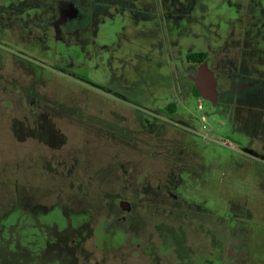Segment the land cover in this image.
I'll return each instance as SVG.
<instances>
[{
	"label": "rangeland",
	"instance_id": "obj_1",
	"mask_svg": "<svg viewBox=\"0 0 264 264\" xmlns=\"http://www.w3.org/2000/svg\"><path fill=\"white\" fill-rule=\"evenodd\" d=\"M123 1L101 16L100 51L63 47L46 29V60L36 63L0 42V264H197L215 259L209 226L228 231L219 256L239 249V229L248 264H264V128L249 137L211 109L190 118L209 104L182 102L173 81L188 52L227 39L264 73V0ZM168 102L186 112L179 129L154 124L152 109ZM157 177L185 201L186 232L161 228L155 221L169 217L147 207L162 199ZM121 200L146 236L140 248L116 223Z\"/></svg>",
	"mask_w": 264,
	"mask_h": 264
},
{
	"label": "flooded vegetation",
	"instance_id": "obj_2",
	"mask_svg": "<svg viewBox=\"0 0 264 264\" xmlns=\"http://www.w3.org/2000/svg\"><path fill=\"white\" fill-rule=\"evenodd\" d=\"M47 4V0H18L11 7L0 8V42L2 45L15 46L17 48V50L15 49V56H24V58L36 63L46 60L45 43L49 41V37H52L55 43L62 44L63 47L76 46L77 44L83 51L84 45L87 44L98 51L102 50V46L98 45L96 40L99 25L104 21L101 16L106 15L112 7L114 10L122 9L124 1L88 0L87 8H81L76 0H54L53 9H48ZM30 5H34V7ZM131 14H133L132 11ZM46 29L51 31V36ZM228 42H230L229 39L224 40L221 45L210 47L206 51L192 50L188 52L185 61L183 60L181 63V67L176 66L179 72H176V77L173 78L177 84L174 89L176 90V97L182 102L186 95H194L198 99L199 110H202L205 101L209 104L203 115L200 117L192 115L190 118L201 119L211 109L212 114L215 112L221 117L227 118L228 125L233 126L234 129L239 127L242 132L251 137L258 124L261 123L264 128V73L260 74L258 69L253 68L252 57L243 47L245 44L233 50ZM30 46L32 49H28ZM251 47L250 45L249 48L251 49ZM190 53H194L196 57L188 58ZM204 66L212 72L215 80V96L212 100L198 97L194 91L196 78L203 73ZM7 76L13 77V73H8ZM93 83L97 84L95 81ZM138 95V92L134 93L136 104L138 107H143L138 103L140 100ZM182 107L183 105L180 106L179 110L178 105L168 102L162 107L152 109L160 117L154 121L156 128L179 129L182 124H186V112ZM144 109L148 108L144 107ZM224 122L222 120V123ZM158 179V182L152 186L157 192L156 198L159 199L158 196H161L162 199H154L147 207L152 208L155 213L162 212L169 217V220L164 221V223L161 220L155 221L161 228L168 226L169 229H167L173 232L171 229L176 228L175 226H182L186 232V216L188 214L186 213L185 201L172 191L174 185L170 180H168L169 183H163L160 181L161 178ZM164 196L171 198V204L163 199ZM121 201H126V204L122 206ZM121 201L119 203L121 214L117 217L116 223L119 224V221L124 223V233L128 229L133 232L132 225H134L137 217L131 215L132 207L129 201ZM227 232L220 236L217 227H215V232L210 226L204 230L210 246L209 254H213L215 259L213 261L202 259V262L197 264H248L246 242L243 239L242 231L239 229L234 232L237 236L236 240H239L235 246L239 249L229 252L225 258L219 256L218 244L222 239L227 242ZM133 234L142 240V243L134 244L136 248H140L146 242V236L141 231L133 232ZM224 248H226V244ZM236 252L240 254L238 257L235 256ZM197 254L201 255L200 253ZM184 256L186 260V250ZM188 263L190 262L186 260L185 264Z\"/></svg>",
	"mask_w": 264,
	"mask_h": 264
},
{
	"label": "water",
	"instance_id": "obj_3",
	"mask_svg": "<svg viewBox=\"0 0 264 264\" xmlns=\"http://www.w3.org/2000/svg\"><path fill=\"white\" fill-rule=\"evenodd\" d=\"M196 89L199 95L207 100H212L215 96L214 85L215 80L211 71L204 66L203 73L196 78ZM126 201H121V205H125Z\"/></svg>",
	"mask_w": 264,
	"mask_h": 264
},
{
	"label": "trees",
	"instance_id": "obj_4",
	"mask_svg": "<svg viewBox=\"0 0 264 264\" xmlns=\"http://www.w3.org/2000/svg\"><path fill=\"white\" fill-rule=\"evenodd\" d=\"M194 57H196L194 53H190L188 55V58H194ZM194 91H195L196 96L200 97V95L198 94L197 90L195 89Z\"/></svg>",
	"mask_w": 264,
	"mask_h": 264
}]
</instances>
